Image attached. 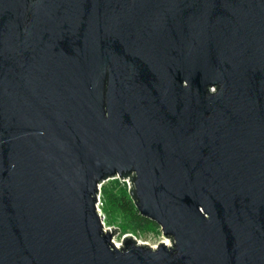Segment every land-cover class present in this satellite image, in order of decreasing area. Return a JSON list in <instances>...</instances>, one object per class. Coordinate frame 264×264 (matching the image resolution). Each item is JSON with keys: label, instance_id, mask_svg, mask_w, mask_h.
I'll return each mask as SVG.
<instances>
[{"label": "water", "instance_id": "1", "mask_svg": "<svg viewBox=\"0 0 264 264\" xmlns=\"http://www.w3.org/2000/svg\"><path fill=\"white\" fill-rule=\"evenodd\" d=\"M0 264H264V0H0Z\"/></svg>", "mask_w": 264, "mask_h": 264}, {"label": "trees", "instance_id": "2", "mask_svg": "<svg viewBox=\"0 0 264 264\" xmlns=\"http://www.w3.org/2000/svg\"><path fill=\"white\" fill-rule=\"evenodd\" d=\"M108 181L107 185H102V192L105 198L104 209L109 216L110 214L112 216L115 214L121 215L125 219L127 227L133 229L136 233L149 232L153 227H160L156 222L140 214L136 199L132 195L133 188L129 191L127 184L120 179H110Z\"/></svg>", "mask_w": 264, "mask_h": 264}, {"label": "rangeland", "instance_id": "3", "mask_svg": "<svg viewBox=\"0 0 264 264\" xmlns=\"http://www.w3.org/2000/svg\"><path fill=\"white\" fill-rule=\"evenodd\" d=\"M108 183H109V181H106L104 184L107 185ZM121 185L124 186L123 183H121ZM125 189H126V187H125ZM101 200H102V204L100 206H101L103 213L106 216L105 217L106 225L107 226H116L117 228H119L120 233L117 235V239L119 241L122 239V237L125 233H129V232L131 233L132 231H133V234L136 235L140 241L147 242L150 245H156L160 241L163 240V237H162L163 235H162V231H161L160 227L159 228L153 227L151 229V231H149V232H137L136 233L133 229L127 227L126 221L121 215L115 214L114 216H112L110 214V216H109V214L104 209L105 208V205H104L105 198H104L102 191H101Z\"/></svg>", "mask_w": 264, "mask_h": 264}, {"label": "built area", "instance_id": "4", "mask_svg": "<svg viewBox=\"0 0 264 264\" xmlns=\"http://www.w3.org/2000/svg\"><path fill=\"white\" fill-rule=\"evenodd\" d=\"M110 179H120L122 182H125L126 184H127V187H128V189H129V191H130V188H131V185L133 186V183H132V180H130L129 181V179H130V176H128V177H124V178H120V177H114V178H108V179H106V180H104L102 183H100L99 184V193H98V200H97V209H98V211H99V213H100V215H101V219H102V222H103V225H104V230L105 231H107V229H110V231L111 232H113V230H112V227H114V228H117L116 226H107L106 225V222H105V214L103 213V211H102V209H101V204H102V200H101V191H102V185L106 182V181H108V180H110ZM131 183V184H130ZM161 231H162V229H161ZM120 233V231H117L115 234H114V237H113V240L115 241V243H116V240H118L117 239V235ZM127 235H132V237L134 238V239H136L137 240V242H139V243H145V244H148L149 246H151V247H153V248H156V247H158L161 243H164V244H166L167 246H171L172 245V241H171V237H165L164 235H163V231H162V237H163V240L162 241H160L158 244H156V245H150L149 243H147V242H143V241H140L139 239H138V237L136 236V235H134L133 234V232H129V233H125L124 235H123V237H122V239L120 240V245H118V246H121L122 244H123V240H124V237H126Z\"/></svg>", "mask_w": 264, "mask_h": 264}, {"label": "bare ground", "instance_id": "5", "mask_svg": "<svg viewBox=\"0 0 264 264\" xmlns=\"http://www.w3.org/2000/svg\"><path fill=\"white\" fill-rule=\"evenodd\" d=\"M116 244H117V245H120V241H119V240H116Z\"/></svg>", "mask_w": 264, "mask_h": 264}]
</instances>
